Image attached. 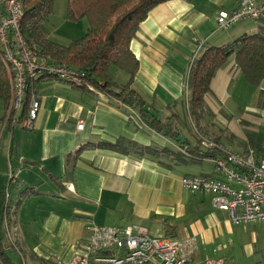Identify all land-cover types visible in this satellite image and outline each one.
Instances as JSON below:
<instances>
[{"label": "crops", "instance_id": "obj_1", "mask_svg": "<svg viewBox=\"0 0 264 264\" xmlns=\"http://www.w3.org/2000/svg\"><path fill=\"white\" fill-rule=\"evenodd\" d=\"M237 7L236 0H168L149 11L129 42L138 62L130 88L182 140L154 131L136 110L95 89L53 77L29 82L28 98L39 102L31 129L22 127L25 105L11 123L0 102V212L12 169L11 226L31 263L66 264L95 224L139 225L156 238L194 237V264L215 258L264 264V221L232 224L225 210L213 207L210 194L185 191L180 183L184 175L220 177L203 156L188 113L186 80L192 58L206 47L264 29V18L254 20L252 29L239 22L218 29L217 14ZM80 25L59 36L50 21L48 37L66 45L86 31L87 21ZM113 69L112 81L125 84L129 75ZM198 113L200 132L235 152L251 147L264 154V81L249 84L234 55L215 71ZM116 142L118 148L108 146ZM183 146L194 158L180 152ZM3 241L6 246L5 235Z\"/></svg>", "mask_w": 264, "mask_h": 264}, {"label": "built area", "instance_id": "obj_2", "mask_svg": "<svg viewBox=\"0 0 264 264\" xmlns=\"http://www.w3.org/2000/svg\"><path fill=\"white\" fill-rule=\"evenodd\" d=\"M238 7L217 14V28L226 29L242 20L264 18V0H236ZM23 16L22 0H0V56L10 74L11 99L5 114L6 121L17 122L16 114L24 105L28 82L39 77H53L75 86H82L85 73L81 70L53 63L39 57L30 49L20 33ZM87 88L92 89L89 85ZM39 102L31 96L22 127L31 129L37 116ZM83 124L79 122L77 128ZM205 150L218 152L210 157L220 177L184 175L182 188L188 192L210 194L213 207L225 210L232 224L264 221V154L248 147L233 151L211 137L198 134ZM185 156L194 158L187 146L179 148ZM16 183L15 172L7 175L2 192L1 211L7 243L5 251H16L25 264L16 243L15 229L7 225L6 212L10 207V188ZM81 248L66 264H194V237H151L139 225H91ZM61 262H58L60 264ZM196 264H225L222 258L207 259Z\"/></svg>", "mask_w": 264, "mask_h": 264}, {"label": "trees", "instance_id": "obj_3", "mask_svg": "<svg viewBox=\"0 0 264 264\" xmlns=\"http://www.w3.org/2000/svg\"><path fill=\"white\" fill-rule=\"evenodd\" d=\"M23 16L20 21L21 37L27 46L39 57L69 66L85 73L84 85H89L106 96L136 110L140 121L151 129L177 140L179 132L174 126L163 123L152 116L141 97L130 88L137 71L138 62L129 49V42L135 36L139 24L155 6L168 0H66V19L87 21L86 31L79 37L62 45L48 37V25L53 13L55 0H22ZM234 55L244 79L251 85L264 81V29L239 37L219 46H209L192 58L187 74L188 113L200 135V114L204 106V96L209 92L210 80L215 71L230 56ZM126 72L129 79L125 84H116L109 76V68ZM0 56V102L4 115L9 109L11 99V79ZM30 82V81H29ZM25 91L24 118L27 113L28 86ZM150 115V116H149ZM23 117V116H22ZM209 137V136H207ZM213 138V137H211ZM216 140L215 138H213ZM217 141V140H216ZM186 140L182 143L185 144ZM118 148L119 144L108 145ZM152 154L159 151L145 148ZM187 151H190L187 147ZM219 154L205 150L203 156L213 157ZM10 207L6 212L7 225L11 226ZM4 224L0 212V264H13L5 252ZM17 243V240H16Z\"/></svg>", "mask_w": 264, "mask_h": 264}, {"label": "rangeland", "instance_id": "obj_4", "mask_svg": "<svg viewBox=\"0 0 264 264\" xmlns=\"http://www.w3.org/2000/svg\"><path fill=\"white\" fill-rule=\"evenodd\" d=\"M65 14H66V0H55L53 3V13L50 17V21L54 25V28L59 29V31H57V35H59V36L66 34V30L69 29V26H71V24L77 28V27L81 26L80 24H84V21H85V19H82V20H84L83 22L81 21V23H79V25H75L77 23H74V21H70V20L66 19ZM70 22H71V24H70ZM253 22H255V21L246 19V20L239 21L238 25H243V26L247 27V29H252L249 27H251ZM249 31H251V30H247V33ZM113 70H115L119 74H122V72L118 71L116 68H114ZM21 254H22V258L24 259L25 264H38V262L31 263V260L29 259V257H27L28 254H25L22 251H21ZM8 255H9L13 264H21V256H19L16 251H14V250L9 251Z\"/></svg>", "mask_w": 264, "mask_h": 264}, {"label": "water", "instance_id": "obj_5", "mask_svg": "<svg viewBox=\"0 0 264 264\" xmlns=\"http://www.w3.org/2000/svg\"><path fill=\"white\" fill-rule=\"evenodd\" d=\"M178 140H182V138L181 137H178Z\"/></svg>", "mask_w": 264, "mask_h": 264}]
</instances>
